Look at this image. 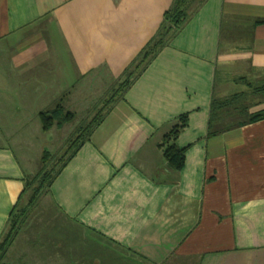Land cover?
<instances>
[{"label": "crops", "instance_id": "crops-1", "mask_svg": "<svg viewBox=\"0 0 264 264\" xmlns=\"http://www.w3.org/2000/svg\"><path fill=\"white\" fill-rule=\"evenodd\" d=\"M172 3L0 0V236L30 175L13 142L58 102L115 90ZM241 60L263 83L264 0H207L55 179L60 220L25 224L5 264H264V119L207 134ZM185 112L176 171L160 144Z\"/></svg>", "mask_w": 264, "mask_h": 264}, {"label": "trees", "instance_id": "trees-1", "mask_svg": "<svg viewBox=\"0 0 264 264\" xmlns=\"http://www.w3.org/2000/svg\"><path fill=\"white\" fill-rule=\"evenodd\" d=\"M206 1L173 0L172 5L164 13L158 32L132 62L117 88L105 99V105L101 106L87 123L76 127L68 141L65 152L61 156L53 158V155L46 150L39 169L34 174L25 176L23 193L14 206L7 226L0 236V264H5L9 249L19 235L20 230L28 222L32 207L42 195L52 194V185L55 179L79 149L90 140L95 129L110 112L114 103L124 97L126 91L143 73L148 64L165 46L170 44ZM237 82H246L251 86L253 89L252 94L254 95L252 101L247 102L244 100V97L249 95L246 91L234 92L222 97L213 92L208 120V136L217 135L264 119V82H250L245 76L239 77ZM262 104V108L254 110V107ZM40 115L43 128L50 130L54 126L63 128L68 123L73 122L77 113L67 109L61 102H58L54 108L42 111ZM188 123V112L177 116L164 134L160 144L168 164L176 171H180L185 163L186 147L179 146L177 140L179 134L187 127ZM26 194H29V198L23 204L22 201Z\"/></svg>", "mask_w": 264, "mask_h": 264}, {"label": "rangeland", "instance_id": "rangeland-1", "mask_svg": "<svg viewBox=\"0 0 264 264\" xmlns=\"http://www.w3.org/2000/svg\"><path fill=\"white\" fill-rule=\"evenodd\" d=\"M233 62H236V60H231L230 63ZM243 62L244 60H241L234 65H229L225 67L227 69L225 71L221 69L217 79V85L218 88H221V91L217 89L216 94L222 97L230 95L234 92L246 91L249 95L247 97L245 96L244 100L247 102L252 101L254 95L252 94L253 89L251 86L246 82L237 83V79L242 76L247 77L250 82L257 81V78L254 75L249 74V72L244 69ZM114 85L115 84L110 85L109 90H106L105 88L104 90L96 92L93 91L94 93L90 92L87 95L89 96L92 93L90 97H87L86 99L83 97V99H81V105L78 106V108L76 106H72L70 109L77 111L76 119L65 125L63 129H58L54 126L52 131L46 132L43 130V123L40 118L37 119L36 123L30 124L33 128L31 132L25 133L27 138L21 140L23 141L22 143H19V140L13 142V149L25 169H28L30 174H34L39 169L44 151L46 150L53 155V158L61 156L65 152L68 141L72 137L76 127L87 123L96 114L98 109L105 105V99L112 94L113 90L111 88ZM28 198L29 194H26L22 203L25 204ZM55 215L58 216V219L60 220V213L56 209L51 196L48 193L44 194L32 207L28 223H26V225H38L39 223L44 224L55 221ZM65 222L68 228H77V225L74 223ZM86 239H88V237Z\"/></svg>", "mask_w": 264, "mask_h": 264}]
</instances>
